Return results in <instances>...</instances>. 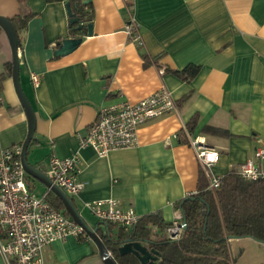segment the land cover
Segmentation results:
<instances>
[{"label":"crops","instance_id":"0c3cea01","mask_svg":"<svg viewBox=\"0 0 264 264\" xmlns=\"http://www.w3.org/2000/svg\"><path fill=\"white\" fill-rule=\"evenodd\" d=\"M90 1L92 33L87 27L86 34L75 36L70 34L67 1L27 0L26 9L20 0H0V16L35 13L21 32L19 48L23 90L36 113L29 149L33 145L41 151L31 159L28 152V161L44 170L51 154L78 153L84 188L71 198L81 214L83 209L93 215L85 206L89 201L116 198L140 216L159 212L173 222L180 210L176 203L198 191L203 174L208 185L192 146L194 138L202 137L220 151L211 170L219 176L238 170L255 147L264 146V0ZM130 15L142 45L126 32ZM80 36L75 50L55 55L58 42ZM0 39V147H11L24 143L29 121L6 64L12 50L4 35ZM190 63L201 66L190 82L165 72ZM32 73L40 78L38 86ZM162 86L171 91L177 107L144 123L137 146L105 155L81 147L80 136L87 134L101 106L137 102ZM187 94L188 100L179 104ZM195 115L197 122L189 132L187 123ZM206 125L232 135L203 133ZM42 186L40 194L52 198L55 193ZM85 221L95 227L99 220ZM228 249L229 264H264V242L253 237L230 238ZM45 260L105 264L92 239L79 241L74 235L46 247ZM0 264H7L1 253Z\"/></svg>","mask_w":264,"mask_h":264},{"label":"built area","instance_id":"2783aa9c","mask_svg":"<svg viewBox=\"0 0 264 264\" xmlns=\"http://www.w3.org/2000/svg\"><path fill=\"white\" fill-rule=\"evenodd\" d=\"M126 32L137 44H143L132 15ZM31 78L35 86L40 84L36 73H32ZM176 107L171 91L165 86L137 102L122 100L103 105L87 134L80 136V145L90 146L100 155L114 149L135 147L139 144V130L144 123L170 113ZM192 146L207 175V189L218 190L222 176L211 170L220 160V151L209 146L202 137L194 138ZM22 152L23 144L0 147V253L7 264H46L45 249L50 244L66 241L70 235L84 239L91 237L64 210L55 208L47 194H38L30 188ZM80 162L78 153L67 157L51 154L47 168L42 171L73 198L84 188L79 179ZM237 173L248 181L264 179V146L255 147L253 155L240 165ZM85 206L99 221L124 229H131L142 217L133 206H124L116 198L89 201ZM184 230L183 213L179 210L172 225L166 229L167 236L179 239ZM106 232L107 227L104 228Z\"/></svg>","mask_w":264,"mask_h":264},{"label":"trees","instance_id":"16d2710c","mask_svg":"<svg viewBox=\"0 0 264 264\" xmlns=\"http://www.w3.org/2000/svg\"><path fill=\"white\" fill-rule=\"evenodd\" d=\"M20 1L27 9V0ZM48 1H67L70 3L72 13L79 18L78 23H72L70 16V34L75 36L86 34L87 26L92 23L94 15L90 0ZM34 15V12L26 10L24 14L10 18L18 33L19 48L22 46L21 32L27 28L29 19ZM79 24H83L82 29H77ZM1 35L5 36L9 43L8 47L11 49L9 39L0 27V37ZM1 46L0 39V48ZM143 56L146 61L149 60L146 54ZM6 64L9 73L12 74V51ZM200 68V65L190 63L183 69L167 67L165 72L174 73L182 80L190 82L198 75ZM190 96L191 94L184 96L179 104L184 103ZM197 118L198 116L195 115L187 123L189 132H192ZM202 131L206 134H218L227 137L232 135L227 129L211 125H206ZM181 140L182 142L186 141L183 136ZM27 178L30 188L34 190L37 180L29 175ZM48 200L55 208L64 210L68 214L60 197L54 194L52 198L48 197ZM176 206L182 211L187 225L179 239H170L165 234L161 237H154L153 227L165 231L167 227L172 225V222L164 220L159 212L142 216L131 229L116 227L115 224L106 222L104 223L107 227L106 233H104L102 226L103 222L98 221V232L119 264H142L135 253L123 254L120 251L122 245L128 240L140 242L148 249L157 250L159 257L155 264H229L228 240L230 238L250 236L264 242V179L248 181L234 169L222 176L221 187L218 190L211 191L207 189L203 174L200 178L198 191L180 199ZM114 230L116 233H113ZM78 238L79 241L86 240L82 237Z\"/></svg>","mask_w":264,"mask_h":264},{"label":"water","instance_id":"95a60500","mask_svg":"<svg viewBox=\"0 0 264 264\" xmlns=\"http://www.w3.org/2000/svg\"><path fill=\"white\" fill-rule=\"evenodd\" d=\"M68 14L71 16V22L72 23H78L79 18L75 17L72 13L70 3L66 4ZM0 27L4 30L6 33L11 50H12V56H13V79L16 91L18 93V96L20 98V101L22 103V106L25 109V112L28 117L29 121V131L26 140L23 143V152H22V163L24 165V168L26 172L33 177L34 179L42 182L45 186H47L51 191H53L60 199L63 201V204L65 206V210L67 213L81 226L85 228L87 233L90 235L91 239L96 243L99 254L101 258L103 259L105 264H119L114 256L112 255L111 251L107 248L106 244L104 243L101 235L98 232L99 226L91 227L83 218L82 214L78 210L77 206L73 202L72 198L63 190L61 187H59L57 184H55L51 178L42 171L39 167L36 165H33L28 161V148L30 146V143L32 142L34 138V134L36 131V113L34 111V108L31 104V101L25 94L21 82V76H20V59H19V38L18 33L16 31L15 26L13 25L12 21L4 16H0ZM88 33H92V23L88 24ZM83 24H79L77 26V29H82ZM83 37H74V38H66L62 42H58L57 45L59 48L55 51V55H66L72 52L77 48V46L82 42ZM184 228H187L186 221L184 220ZM120 251L123 254H127L130 252L135 253L142 264H155L156 260L159 257V252L155 249H148L147 246L143 245L140 242H131L127 241L122 247L120 248Z\"/></svg>","mask_w":264,"mask_h":264},{"label":"rangeland","instance_id":"374dc122","mask_svg":"<svg viewBox=\"0 0 264 264\" xmlns=\"http://www.w3.org/2000/svg\"><path fill=\"white\" fill-rule=\"evenodd\" d=\"M34 155L40 156L41 155V151H39V149H37L35 146H31L29 149V158L31 159ZM38 188H37V192L38 194L41 193V187H43L42 183L40 181H38ZM83 217L88 221V222H92L94 220V216L91 215L88 211L86 210H81ZM94 217V218H93ZM165 234V231H163L161 228H156L155 230V237H161L162 235Z\"/></svg>","mask_w":264,"mask_h":264}]
</instances>
